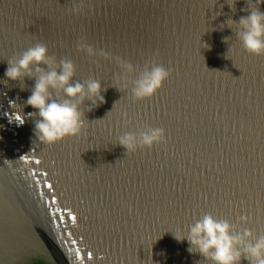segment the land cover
I'll list each match as a JSON object with an SVG mask.
<instances>
[{"label":"water","instance_id":"water-1","mask_svg":"<svg viewBox=\"0 0 264 264\" xmlns=\"http://www.w3.org/2000/svg\"><path fill=\"white\" fill-rule=\"evenodd\" d=\"M247 6L0 0V264H211L174 237L208 213L264 234V55L226 23ZM81 41L137 71L124 76L114 59L78 51ZM37 43L74 62L73 82L99 80L105 100L86 99L80 133L50 145L35 138L38 110L26 105L35 80L5 76ZM151 61L171 75L136 100L132 81ZM148 127L163 128L164 142L133 153L118 144Z\"/></svg>","mask_w":264,"mask_h":264},{"label":"clouds","instance_id":"clouds-1","mask_svg":"<svg viewBox=\"0 0 264 264\" xmlns=\"http://www.w3.org/2000/svg\"><path fill=\"white\" fill-rule=\"evenodd\" d=\"M261 4H264V0H247L248 6L242 11L249 14L240 17L238 22L231 18L226 22L230 28L237 26L236 35L244 50L258 56L264 55V11L260 10ZM229 6L235 10V2ZM73 11L78 12L79 8ZM77 50L89 57L99 55L104 59H114L124 76L137 71L131 62L112 57L104 49L97 50L85 42H78ZM8 65L5 71L7 80L22 81L25 77L35 80L26 105L38 110L34 136L42 143L50 145L78 135L83 127L84 112L81 106L84 101L90 100L93 107L105 102L99 80L90 78L83 83L73 82L76 73L74 62L62 59L57 63L43 43L28 48L15 61H8ZM170 75V70L163 65L155 61L147 63L138 78L132 81V97L136 100L151 98ZM21 90H24V86ZM88 110L91 111L92 107ZM164 140L163 128L148 127L139 133H124L119 137L118 144L126 153H133L140 148H152ZM247 219V216L240 217L241 222L246 223ZM174 237L181 242L187 240L190 245L188 251L199 253L211 264H240L242 258L247 259L249 264H264V234L253 238L251 230L245 228L237 231L228 220L217 219L211 213L204 214L190 225L186 234H174Z\"/></svg>","mask_w":264,"mask_h":264},{"label":"snow or ice","instance_id":"snow-or-ice-1","mask_svg":"<svg viewBox=\"0 0 264 264\" xmlns=\"http://www.w3.org/2000/svg\"><path fill=\"white\" fill-rule=\"evenodd\" d=\"M17 120H20V117H19V116L17 117ZM49 187H50V185H49ZM71 218H72L73 220L75 219V217H71ZM88 255L91 256L92 254H91V253H88Z\"/></svg>","mask_w":264,"mask_h":264}]
</instances>
